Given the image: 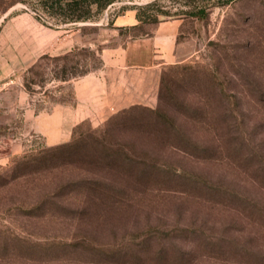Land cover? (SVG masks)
Returning a JSON list of instances; mask_svg holds the SVG:
<instances>
[{"label": "rangeland", "instance_id": "rangeland-1", "mask_svg": "<svg viewBox=\"0 0 264 264\" xmlns=\"http://www.w3.org/2000/svg\"><path fill=\"white\" fill-rule=\"evenodd\" d=\"M43 1L0 0V264H264V0H203L206 17L189 13L200 0ZM133 107L181 136H107ZM93 131L177 182L29 167ZM101 176L119 193H59Z\"/></svg>", "mask_w": 264, "mask_h": 264}, {"label": "trees", "instance_id": "trees-1", "mask_svg": "<svg viewBox=\"0 0 264 264\" xmlns=\"http://www.w3.org/2000/svg\"><path fill=\"white\" fill-rule=\"evenodd\" d=\"M83 2L94 4L99 10L106 8L113 0H82ZM203 0L197 1L191 8L190 14L196 17H206V9L209 7L208 4L203 3ZM43 2H47L44 0ZM78 0H70L68 3H76ZM157 3L149 4L145 8H151L156 6ZM160 13H163L161 10ZM87 12L82 16H78L79 19L87 18ZM142 13V8L137 11L136 18L139 22H142L143 19L156 21L157 17L153 14L150 16H144ZM151 17V18H149ZM84 74V72L82 73ZM64 80H66L64 78ZM162 99V95L159 96ZM190 114H198V110L191 109ZM167 116L160 107L155 110L148 108H137L133 107L127 111L121 112L116 117L112 118L107 122V136H110L111 133L120 132L122 129L130 128L136 131H141L142 133L150 134L155 144H159L161 140H176L181 136L180 130H178L175 124L170 123L167 119ZM111 132V133H109ZM73 138V140L67 144L59 145L54 148L47 149L45 151L39 152V156L34 157L29 162L30 168H38L40 165H45L48 167H55L60 165L65 167L67 165H85L87 167H98L99 165L103 167V170L106 173H117L116 180L120 181L123 179H128L138 184H151L157 182H164L165 180L177 182L173 177V174H176V171H167L164 170L160 165H154L147 163L139 156L135 154H129L123 148H119L115 145H111L109 140L106 138V135L96 136L95 131L90 133V136L87 137ZM178 141H182L178 139ZM191 142L189 139H186V142ZM195 146V145H194ZM176 147V145H175ZM191 149H197V147H190ZM180 149V148H179ZM239 151L240 154L241 150ZM43 154V155H42ZM26 164L25 161H19L18 167ZM256 166L257 171L263 170L261 166H257L255 162L251 164ZM260 167V168H259ZM176 176V175H174ZM188 183V182H187ZM191 189L197 188L195 182L191 184L188 183ZM58 189L59 193L66 190L72 189L73 191L81 189H89L91 191H104L109 194H116L114 190H121L120 188H115L113 184L106 181V177H92V178H82L77 180H68L63 183ZM114 192H113V191ZM210 197H220L228 198L231 196L227 194L226 191L221 190L220 188L206 189ZM232 200V198L230 199ZM236 201L239 204H244L241 199ZM242 202V203H241ZM61 207V206H60Z\"/></svg>", "mask_w": 264, "mask_h": 264}]
</instances>
